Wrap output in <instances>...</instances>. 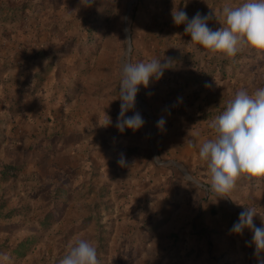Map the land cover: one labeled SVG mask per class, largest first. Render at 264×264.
I'll return each instance as SVG.
<instances>
[{
    "label": "rangeland",
    "instance_id": "1",
    "mask_svg": "<svg viewBox=\"0 0 264 264\" xmlns=\"http://www.w3.org/2000/svg\"><path fill=\"white\" fill-rule=\"evenodd\" d=\"M242 2L94 0L88 7L84 0H72L63 1L60 15L38 17L37 24L22 15L28 38L21 42V49L30 59L40 53L47 61L38 66L40 71L30 72L29 65L22 66L27 75L13 80L17 91L13 105L17 107L10 108L6 117H15V123L33 119L34 127L23 129L25 137L32 133L38 142L51 139L56 147L60 139L73 143L77 148L73 161L79 168H69L58 178L48 175L51 178L44 182L32 170L24 183H19L22 190L16 189L14 206L29 202L26 216L30 219L32 250L23 259L2 251L9 255L11 264H59L80 238L95 243L100 264L187 263L183 255L176 260L170 257L169 248L174 244L169 246L168 240L187 230L191 235L196 226L190 222L169 231L170 218L156 220L163 213L161 208L154 212L147 209L149 197L144 198L145 189L140 191L144 169L128 171L120 166L121 157L126 161L132 156L131 148L120 151L119 144L123 138L144 140L151 153L140 156L138 162L153 164L155 169L161 165L168 168L175 152L171 146L182 148L198 134L205 140L214 135L211 121L237 90L252 92L264 87V52L246 50L235 58L201 55L204 50L189 46L185 25H175L171 15L174 7L185 11L189 20L196 13L206 16V12L211 16L208 26L216 30L224 26L223 7ZM35 43L40 45L38 53ZM153 57L161 63L171 58L174 67L160 80L150 79L147 88L139 87L135 111L145 124L138 131L121 132L116 127L121 60L147 62ZM106 115L111 119L109 125ZM161 117L166 123L158 128ZM61 188L63 195H59ZM10 195L8 183L0 182V214L17 209ZM50 210L57 221L44 230L39 221ZM7 236L0 227V247L14 242Z\"/></svg>",
    "mask_w": 264,
    "mask_h": 264
},
{
    "label": "crops",
    "instance_id": "2",
    "mask_svg": "<svg viewBox=\"0 0 264 264\" xmlns=\"http://www.w3.org/2000/svg\"><path fill=\"white\" fill-rule=\"evenodd\" d=\"M63 1L72 0H0V168L5 163L23 165L17 179L1 181L0 174V182H7L9 185L10 197H13L16 189L22 190L19 183H24L32 170L37 172L44 182L51 176H62L69 168H79L73 161L74 155L77 154L73 143L60 139L55 142L59 145L56 147L51 139L38 142L32 133L25 137L22 134L23 129H32L35 125L33 119L24 118L15 123V117H6L10 108L17 107L13 105L17 93L13 80L22 78L24 73L27 75L22 66L29 65L30 72L40 71L38 66L47 61L39 55L40 53L30 59L21 49V46H24L21 42L28 38L24 34L22 17L27 16L28 20H33L36 24L40 22L38 17L54 18L60 15L59 11L64 8ZM204 15L208 14L204 12ZM33 46L35 53H38L40 45L35 43ZM9 63L10 67L6 66ZM4 118L6 120L3 122ZM202 136L195 135L193 140H188L182 148L177 144L171 146L172 150H175L174 155L172 154V164L168 168L164 165L156 166V169L153 164L143 165L138 162L140 156L145 157L151 153L144 140L130 141L123 138L120 140L119 150L134 149L129 152L132 158H126L124 168L128 171L144 169L145 177L142 179L143 187L140 191L145 189L143 196L145 199L149 197V204L145 207L153 212L161 208L163 213L156 215V220L170 218L171 226L169 225L167 230L175 231L176 227L190 222L193 223L191 226H196L193 234L190 235L187 230L168 240L169 246L174 244V247L169 248L172 259L176 260L178 255H183L188 264H259L254 255L255 247L249 244L252 233L245 229L238 235L233 234L230 229L238 221L239 213L244 210L243 206H255L258 212L264 213V181L242 176L237 180L235 188L227 194V198H216V195L208 190L210 177L207 166L198 156L199 145L205 140ZM64 158H69V161L64 162ZM90 169L89 167L88 171ZM154 169L155 171L146 177ZM186 174L190 179L186 178ZM11 203L13 207H17L14 206L17 204L15 198ZM28 207L29 202H24L18 205L17 209L13 208L0 214L1 229L6 236H12L14 240L12 244L2 245L1 252L6 251L15 256L11 251L14 246L24 240L32 241L30 219L26 216ZM194 220L196 222H193ZM254 223L257 227L262 226L259 216L254 218ZM183 238V241L180 240ZM6 239L10 240L8 236ZM31 250L32 248L26 256Z\"/></svg>",
    "mask_w": 264,
    "mask_h": 264
},
{
    "label": "clouds",
    "instance_id": "3",
    "mask_svg": "<svg viewBox=\"0 0 264 264\" xmlns=\"http://www.w3.org/2000/svg\"><path fill=\"white\" fill-rule=\"evenodd\" d=\"M92 3L94 0H84L85 6L90 7ZM222 14L224 26L213 30L208 26L211 16L196 13L189 20L187 13L178 7L171 12L175 25H185L184 33L190 36L189 46L197 45V51L204 50L201 55L211 58L219 54L224 58H235L246 50L264 52V0H243L235 7L224 6ZM128 41L130 52V39ZM172 67L174 61L171 58L164 63L157 57L136 63L130 59L121 60L117 97L120 112L116 122L119 131L129 129L135 132L144 126L142 115L135 111L139 87L143 85L147 88L150 79L160 80L164 72ZM130 111L133 115L127 116ZM165 123L161 117L157 127L163 128ZM109 124L111 119L108 117L106 125ZM209 126L214 135L204 140L198 149L199 159L206 164L210 177L208 190L216 198H227L242 176L264 181V87L252 92L246 88L237 90ZM118 164L126 165L123 157ZM186 178L190 179L187 174ZM243 207L230 231L239 235L245 229L249 230L252 233L249 244L254 245V255L259 264H264V213L258 212L255 206ZM257 216L260 217L261 227L254 223ZM0 264H11L7 253L0 252ZM59 264H100L95 243L84 238L77 239Z\"/></svg>",
    "mask_w": 264,
    "mask_h": 264
},
{
    "label": "trees",
    "instance_id": "4",
    "mask_svg": "<svg viewBox=\"0 0 264 264\" xmlns=\"http://www.w3.org/2000/svg\"><path fill=\"white\" fill-rule=\"evenodd\" d=\"M133 151L134 149L129 150V152H133ZM22 168L23 165H19V164H8V163L3 164L0 168L1 181H9L12 178L15 179L19 178ZM63 191L64 189L61 188L59 195H63L62 193ZM56 221H57V215L55 214L54 210H50L44 215V217L41 220L42 228L44 230H47ZM30 242H31L30 240H24L18 243L11 250L12 254H14L20 259H23L32 247V244Z\"/></svg>",
    "mask_w": 264,
    "mask_h": 264
}]
</instances>
